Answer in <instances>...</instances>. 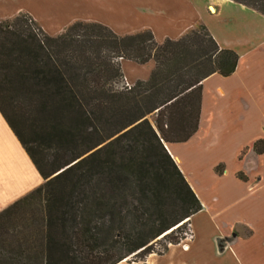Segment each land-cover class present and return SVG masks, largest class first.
Returning a JSON list of instances; mask_svg holds the SVG:
<instances>
[{
  "label": "trees",
  "instance_id": "1",
  "mask_svg": "<svg viewBox=\"0 0 264 264\" xmlns=\"http://www.w3.org/2000/svg\"><path fill=\"white\" fill-rule=\"evenodd\" d=\"M232 1L264 15V0ZM120 60L154 68L117 89ZM237 60L202 24L158 44L148 30L75 21L50 36L27 13L0 20V114L43 180L0 212V264H118L184 240L201 205L164 144L196 132L201 82Z\"/></svg>",
  "mask_w": 264,
  "mask_h": 264
},
{
  "label": "crops",
  "instance_id": "2",
  "mask_svg": "<svg viewBox=\"0 0 264 264\" xmlns=\"http://www.w3.org/2000/svg\"><path fill=\"white\" fill-rule=\"evenodd\" d=\"M19 13L30 15L50 36L60 34L75 21H85L104 25L119 36L148 30L158 44L177 40L202 24L220 48L237 54V65L230 76L212 74L201 82L196 132L186 142L164 144L201 205V210L190 217L193 230V221L203 216L200 235L194 230L190 242L171 245L165 253L151 254L141 264H264V255L253 256L249 249L262 236L261 228L244 219L243 214L225 213L226 194L214 193L209 201L196 180L198 166L183 165L175 151L195 141L206 150L227 133H240L242 141L235 160L240 163L251 157L260 166L252 173L243 168L233 172L234 184L247 190L242 200H237L246 201L257 213L264 209V194L259 192L264 185V153L252 149L256 141L264 143V15L232 0H0V20ZM123 61L128 60H121L120 65ZM124 80L129 85L130 81ZM244 149L247 153L238 160V153ZM218 162L210 166L215 179L222 178L226 169L222 162L224 171H213ZM239 171L245 173L246 181L235 177ZM42 183L0 114V212ZM238 228H249L251 234L244 236L235 231Z\"/></svg>",
  "mask_w": 264,
  "mask_h": 264
},
{
  "label": "rangeland",
  "instance_id": "3",
  "mask_svg": "<svg viewBox=\"0 0 264 264\" xmlns=\"http://www.w3.org/2000/svg\"><path fill=\"white\" fill-rule=\"evenodd\" d=\"M120 62L121 60L119 61V63ZM120 67L123 74V78L122 81L116 85L117 89H122L125 87L129 88L133 86L136 81H146L151 71L154 68V63L150 61V63L148 64L139 65L132 61H123ZM124 78L130 81L129 85L125 83ZM147 120L154 127L155 114L148 115ZM241 141L242 139L240 133H235V130H233L231 133L229 132L226 135H224L222 138H220V140H217L206 150L205 147H201L199 145L198 141H195V143L191 144L190 147L180 146L178 149H175V151L177 152L178 156L182 159L181 162L183 165L190 163L191 165L195 164L196 167L198 166L199 172L196 175V180L199 187L201 188V191L204 192V196L206 198H208L209 196V201H210V196H212V194L214 193L216 196H217L216 193L226 194L228 198L227 201L228 207L225 209V213L227 212V214L230 216H233L234 214H238V213H240L241 215L243 214L244 216L242 217L244 219L249 220L251 224L254 225L255 227L261 228L262 236L258 237L257 242L255 243L252 242L249 249L251 250V254L253 256H257V255L262 256L264 255V246L262 245V243L264 242V233H263L264 209L261 208L260 212L257 213V211L254 210L250 206V204H248L246 201L245 202L241 201L242 197L245 195V192H247L246 187L239 185L237 186L236 184H234V181L232 179L233 172L238 170V168H243L245 171L252 173L253 170H255L257 167L260 166V162H257V160L252 159L251 157L243 160L240 163L235 160L234 155L235 152L238 151L240 147L239 144L241 143ZM246 153H247L246 149L241 150L237 155V159L242 160ZM193 159L196 160L197 163H194ZM198 161H199V165H198ZM214 161H221L218 162L213 168V171H216L218 174H221V172L224 171V164L226 166L224 176L220 179H215L211 175L210 166L211 163ZM222 162H224V164ZM235 177H238L239 179L246 181L245 173L241 171L236 172ZM260 190L261 191L259 192H261V195H263L264 185L260 187ZM237 199H241V200H237ZM202 218L203 216L198 217L193 221V230L191 224L189 226H186L187 227L186 231L188 230L187 233L188 236H186V238L182 240L179 243V245L185 244L183 241L190 242L191 240H193L195 236L194 230L196 231L197 236L200 235V226H201ZM235 231L240 234H244V236L251 234V230L249 228H244V229L238 228ZM179 233L180 232L176 233L174 236H178ZM166 242L167 241L164 238H161L160 236L155 240H153L152 242L153 250L151 253L141 256L139 258L129 256L123 262L136 263V264L144 263L146 257L151 254L159 255L160 253L161 254L165 253L168 250V248L171 247V245L169 244L166 245Z\"/></svg>",
  "mask_w": 264,
  "mask_h": 264
},
{
  "label": "built area",
  "instance_id": "4",
  "mask_svg": "<svg viewBox=\"0 0 264 264\" xmlns=\"http://www.w3.org/2000/svg\"><path fill=\"white\" fill-rule=\"evenodd\" d=\"M126 86H128V85H126Z\"/></svg>",
  "mask_w": 264,
  "mask_h": 264
}]
</instances>
